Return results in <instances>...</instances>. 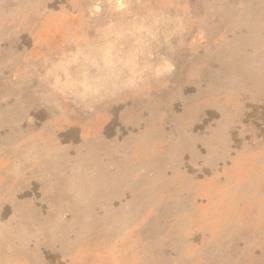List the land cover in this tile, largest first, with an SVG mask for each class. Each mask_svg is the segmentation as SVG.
<instances>
[{
    "label": "rangeland",
    "instance_id": "obj_1",
    "mask_svg": "<svg viewBox=\"0 0 264 264\" xmlns=\"http://www.w3.org/2000/svg\"><path fill=\"white\" fill-rule=\"evenodd\" d=\"M39 262L264 264V0H0V264Z\"/></svg>",
    "mask_w": 264,
    "mask_h": 264
},
{
    "label": "crops",
    "instance_id": "obj_2",
    "mask_svg": "<svg viewBox=\"0 0 264 264\" xmlns=\"http://www.w3.org/2000/svg\"><path fill=\"white\" fill-rule=\"evenodd\" d=\"M45 254H47L48 255V257H49V255L51 256V257H55V258H57V253L56 252H52V251H46V253ZM59 256V255H58ZM50 259V258H49ZM58 259H60L59 261H57L58 263L60 262V261H62L63 259L61 258V257H59ZM57 259V260H58ZM54 262V261H53ZM44 262H39L38 264H43ZM37 264V263H36ZM48 264V263H47Z\"/></svg>",
    "mask_w": 264,
    "mask_h": 264
}]
</instances>
